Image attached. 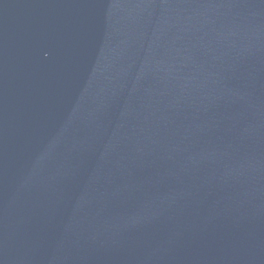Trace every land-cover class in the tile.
<instances>
[{"label":"water","instance_id":"water-1","mask_svg":"<svg viewBox=\"0 0 264 264\" xmlns=\"http://www.w3.org/2000/svg\"><path fill=\"white\" fill-rule=\"evenodd\" d=\"M0 264H264V0H0Z\"/></svg>","mask_w":264,"mask_h":264}]
</instances>
